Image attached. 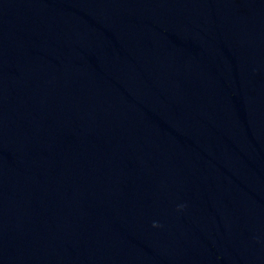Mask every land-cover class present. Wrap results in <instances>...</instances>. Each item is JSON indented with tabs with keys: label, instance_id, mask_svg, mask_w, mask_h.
<instances>
[{
	"label": "clouds",
	"instance_id": "clouds-1",
	"mask_svg": "<svg viewBox=\"0 0 264 264\" xmlns=\"http://www.w3.org/2000/svg\"><path fill=\"white\" fill-rule=\"evenodd\" d=\"M154 227H156V226H158V225H156L155 223H154V225H153Z\"/></svg>",
	"mask_w": 264,
	"mask_h": 264
}]
</instances>
